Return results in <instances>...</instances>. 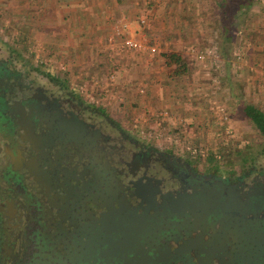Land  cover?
<instances>
[{"label":"flooded vegetation","instance_id":"obj_1","mask_svg":"<svg viewBox=\"0 0 264 264\" xmlns=\"http://www.w3.org/2000/svg\"><path fill=\"white\" fill-rule=\"evenodd\" d=\"M0 264H264V165L158 144L0 41Z\"/></svg>","mask_w":264,"mask_h":264},{"label":"rangeland","instance_id":"obj_2","mask_svg":"<svg viewBox=\"0 0 264 264\" xmlns=\"http://www.w3.org/2000/svg\"><path fill=\"white\" fill-rule=\"evenodd\" d=\"M21 1L27 7L33 8L36 0H0V41L2 43L13 49L22 50L24 56L29 55L33 60L50 68L59 78H64L72 90L79 92L95 105L102 106L111 115L126 120L136 133L158 144L172 148L201 163L226 165L240 159L255 158L257 162L264 165V136L244 118L240 109L242 103L249 102L264 110V30L262 26L259 27L258 36L255 35V24L252 25L251 32L247 34L245 24L249 21L236 17V23L232 29V40L229 41L222 35L219 17L209 20V27L212 29L210 38L208 37L206 42H201L199 48H195L193 43L186 45L194 62H191V69H186L184 74L188 77L193 74L194 79L199 74L197 77L201 79V90H194L195 96L187 100V112L181 109L173 110L169 105L163 108L155 107L156 110L150 111V109L143 110L133 105L132 108L127 104L122 106L119 102L120 96L115 92L117 83H113L112 79L108 86L100 87L103 89L100 92V85L97 84L99 78L93 74L100 75L104 69L102 66L99 68V66L91 65L90 60L94 57L91 51L89 55L88 52L85 55L84 50L81 51L84 49L81 48L82 45L89 43L88 45L94 46L99 43L97 41L99 39L100 43L104 41V44L111 48L128 50L131 55L141 58V50L137 52L123 46V34L116 33L117 30L128 33L130 28L128 20L115 18L107 7L101 12L95 0H89L85 5V11L92 10L89 12L90 18L83 20L85 16L82 14V9L79 12L76 9L75 12L79 13V18L71 21L69 29H73L72 32H69V29L64 32L58 25L51 26L52 29L48 28L45 22L41 23L35 19L36 17L31 19L25 16L18 17L15 7ZM150 1V3L158 2V0ZM174 3L176 4L171 2L172 6H170L173 7ZM251 5L252 8L257 9H251L253 12H259L260 23L264 17V0H252L249 6ZM78 6L81 7V5ZM72 7L74 11V5ZM212 7L217 9L214 1H212ZM126 9L125 6L121 12ZM93 13H99L100 17L97 19ZM251 17L255 23L254 16ZM103 21L108 22L107 32L109 30L110 32L104 36V33L95 34L98 24H102ZM124 21L128 22L127 32L122 29L121 24ZM143 21L140 20V22ZM39 24L42 25L41 29ZM61 33L65 35H60ZM143 43L146 42L143 41ZM253 50L259 53H254V56ZM199 52L204 54L203 58L196 55ZM223 59H228V63H231L230 67H227V64L223 66ZM196 62H199V70L194 68ZM242 70L245 76L240 80L238 74ZM111 71L112 69H109V76ZM87 74L93 75L91 80L90 75L87 76ZM87 94H92V98ZM108 98L117 101V106L107 102ZM159 111H166V115L161 118Z\"/></svg>","mask_w":264,"mask_h":264},{"label":"crops","instance_id":"obj_3","mask_svg":"<svg viewBox=\"0 0 264 264\" xmlns=\"http://www.w3.org/2000/svg\"><path fill=\"white\" fill-rule=\"evenodd\" d=\"M212 1L158 0V2L150 3V0H95L101 12L102 9L107 7L111 10V13L115 15V18L119 20H128L130 23L128 33L141 42H146L144 44V49H142L141 52L139 51L142 53L141 58L140 56L131 55L128 50L123 51L120 48H111V46L109 47L104 44V41L103 43L101 42V44L99 39H97L99 43L94 46L88 45L89 43L82 45L81 48L84 49H81V51L84 50L85 55L87 52L89 55V51L94 54V57L90 60L92 62L91 65L94 67L99 66V68L102 66L104 69L100 72V75L93 74L99 78L97 83L100 85L99 89L100 87L108 86L110 79L113 77V83H117L115 92L120 96L119 100L121 101L119 102H121L122 106L127 104L131 105V108L135 106L143 110L150 109L151 111V109L156 110L155 107L163 108V106L169 105L173 110L180 111L181 109L187 112V100L195 96L194 90H201V79L197 77L199 74H197L196 79H194L193 74L190 77L184 74L186 69H191V62H194V58L186 49V45L187 43H193L195 48H199L200 44H202L201 42H206L207 38H210L212 29L209 27V20L219 17L217 9L215 10L212 7ZM88 2L89 0H36L34 1L35 4L33 8H30L21 1L18 6L15 7V13L18 12V17L25 16L28 19L36 17V20L41 23L45 22V25L50 29H52L51 26L58 25L66 32V30L71 27V21L79 18L78 12L81 11V9L83 11L82 14L85 16L83 20H88L90 18L89 12L92 10L90 9L88 12L85 11V5ZM171 2H176V4L174 3L176 7L175 5L171 7ZM130 4L131 6H129ZM73 5L74 11H72ZM78 5H81V7ZM109 5L111 6L109 7ZM125 6L127 9L121 12ZM76 9L78 10L77 13L75 12ZM96 9L98 10V8ZM191 9H194V11ZM251 9L257 10L252 8L251 5L247 9L248 13L246 11L241 12L239 18H244L249 21L245 24L247 27V34L251 32L250 29H253L252 25L255 24V35L257 34L258 36L259 27L262 26L264 30V17L259 23V12L255 13ZM93 14L96 18L100 17L98 16L100 15L99 13ZM252 15L254 16L255 23L252 21ZM140 20H144V23L140 22ZM101 23L102 24H98V29H95V34L104 33V36L109 33L110 30L107 32L108 22L103 21ZM40 26L42 25L39 24V28L41 29ZM72 30L73 29H69V32H72ZM63 34L65 35V33H61L60 35ZM150 47H153L154 51H149ZM164 52L174 53L179 56V64L180 67H182L179 72H176L178 70L174 71V63V65L171 63L167 65L164 62ZM254 53L259 52L253 50L252 55H254ZM107 54L110 55L107 56ZM227 60L228 59H223V66L227 64V67H230L231 63H228ZM194 68L199 70V62L195 63ZM109 69H112L111 72H113L111 78L108 75ZM242 71L238 74L240 80L245 76L244 70ZM88 75L90 74H87V76ZM93 75L91 74L89 76L90 80ZM90 82L92 83V81ZM194 82H196V84ZM99 91L101 92L103 89ZM108 101L110 104H113V106H117V101L115 102V100L109 98L107 102ZM133 114L135 115V113ZM177 115H179V113H177Z\"/></svg>","mask_w":264,"mask_h":264},{"label":"trees","instance_id":"obj_4","mask_svg":"<svg viewBox=\"0 0 264 264\" xmlns=\"http://www.w3.org/2000/svg\"><path fill=\"white\" fill-rule=\"evenodd\" d=\"M252 0H214L219 15L220 28L224 39L232 40V29L236 23L235 18L244 12ZM164 62L169 65L173 64L176 68L180 66L179 56L174 53H163ZM182 68V67H181ZM180 68V69H181ZM180 69L176 72H179ZM169 71V70H168ZM244 118L250 122L253 127L264 136V110L252 103L244 102L240 105Z\"/></svg>","mask_w":264,"mask_h":264},{"label":"built area","instance_id":"obj_5","mask_svg":"<svg viewBox=\"0 0 264 264\" xmlns=\"http://www.w3.org/2000/svg\"><path fill=\"white\" fill-rule=\"evenodd\" d=\"M128 22L127 21H124L121 25H122V29L124 31L127 32V29H128ZM116 33L118 34H123V37H122V44L123 46L127 47V48H130V49H133L134 51H139V50H142L144 49L145 45L143 42H141L139 39H136L134 38L132 35L130 34H125L123 33V31L121 32V30H117ZM149 51H154V48L153 47H150ZM199 58H203L204 54H202L201 52L197 53L196 54ZM113 73L111 72L110 73V78L112 77ZM113 78V77H112ZM111 78V79H112ZM88 97L92 98V94H87ZM158 114L161 116V118L163 116L166 115V111H159ZM157 123H159V121H156ZM135 125V123H134Z\"/></svg>","mask_w":264,"mask_h":264}]
</instances>
